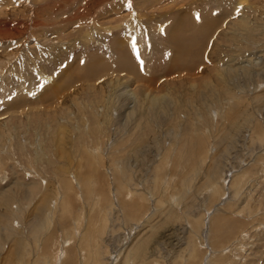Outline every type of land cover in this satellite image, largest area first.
Returning a JSON list of instances; mask_svg holds the SVG:
<instances>
[{
    "label": "rangeland",
    "instance_id": "374dc122",
    "mask_svg": "<svg viewBox=\"0 0 264 264\" xmlns=\"http://www.w3.org/2000/svg\"><path fill=\"white\" fill-rule=\"evenodd\" d=\"M0 264H264V0H0Z\"/></svg>",
    "mask_w": 264,
    "mask_h": 264
},
{
    "label": "bare ground",
    "instance_id": "6f19581e",
    "mask_svg": "<svg viewBox=\"0 0 264 264\" xmlns=\"http://www.w3.org/2000/svg\"><path fill=\"white\" fill-rule=\"evenodd\" d=\"M167 13V12H166ZM172 25H173V22H172ZM210 27V26H209ZM176 28H177V26H176ZM196 29V28H195ZM178 37H179V35L177 34V31L175 30V29H173L172 31H170V33H169V42H170V44H171V46H176L177 48H178V53H177V55L176 56H174V58H176V59H174L173 61H171L172 62V64H174L173 66H176V65H180V63H182L181 62V59L178 57V56H180V54L182 53L181 52V49H180V47H179V45H178ZM117 42V41H116ZM115 42V43H116ZM119 42V41H118ZM122 43V42H121ZM116 45H118L117 43H116ZM119 45H120V42H119ZM118 47V46H117ZM118 54V53H117ZM183 54V53H182ZM121 55H123V54H121ZM178 57V58H177ZM175 60H176V62H175ZM171 64V65H172ZM93 70L94 71H96V69H92V71L91 70H89V71H91V72H93ZM93 73H95V72H93ZM92 73V74H93Z\"/></svg>",
    "mask_w": 264,
    "mask_h": 264
},
{
    "label": "snow or ice",
    "instance_id": "6c2138e0",
    "mask_svg": "<svg viewBox=\"0 0 264 264\" xmlns=\"http://www.w3.org/2000/svg\"><path fill=\"white\" fill-rule=\"evenodd\" d=\"M196 19H197V20H199V19H200V16H199V14H197V16H196Z\"/></svg>",
    "mask_w": 264,
    "mask_h": 264
}]
</instances>
